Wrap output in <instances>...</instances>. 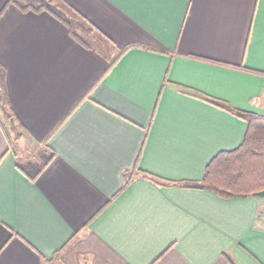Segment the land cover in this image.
<instances>
[{
  "label": "crops",
  "instance_id": "obj_1",
  "mask_svg": "<svg viewBox=\"0 0 264 264\" xmlns=\"http://www.w3.org/2000/svg\"><path fill=\"white\" fill-rule=\"evenodd\" d=\"M60 1L86 45L0 0L3 264H264V197L180 185L247 130L203 96L264 114V0Z\"/></svg>",
  "mask_w": 264,
  "mask_h": 264
},
{
  "label": "trees",
  "instance_id": "obj_2",
  "mask_svg": "<svg viewBox=\"0 0 264 264\" xmlns=\"http://www.w3.org/2000/svg\"><path fill=\"white\" fill-rule=\"evenodd\" d=\"M22 10L35 12L46 10L61 20L70 30L72 37L82 44L88 43L92 29L74 17L62 15L60 0L51 4L48 0H12ZM5 72L0 66V112L10 122L13 117L4 87ZM204 100L225 110L247 123V130L240 145L234 150L217 153L206 165L200 180L184 181L182 187L206 190L221 198L249 197L264 190V114L235 109L227 103L203 96ZM12 129V127L10 126ZM13 130V129H12ZM15 132V131H14ZM52 154L41 155L37 160L18 161L16 168L28 179L34 181L47 167ZM149 181L160 185H172L165 180L147 176ZM131 181V180H129ZM230 264H233L230 262Z\"/></svg>",
  "mask_w": 264,
  "mask_h": 264
},
{
  "label": "rangeland",
  "instance_id": "obj_3",
  "mask_svg": "<svg viewBox=\"0 0 264 264\" xmlns=\"http://www.w3.org/2000/svg\"><path fill=\"white\" fill-rule=\"evenodd\" d=\"M0 113H1V112H0ZM1 117H2V120H3L4 124H5V127L7 128V130H9V129H10V127H9V123L6 121V119H5V117H4L3 115H1ZM9 131H10V130H9ZM10 132H11V131H10ZM38 149H39V148H38ZM36 153H37L36 150H34V151L28 153V158L33 159V158L35 157V154H36Z\"/></svg>",
  "mask_w": 264,
  "mask_h": 264
},
{
  "label": "water",
  "instance_id": "obj_4",
  "mask_svg": "<svg viewBox=\"0 0 264 264\" xmlns=\"http://www.w3.org/2000/svg\"><path fill=\"white\" fill-rule=\"evenodd\" d=\"M10 124H11V126H12L13 128H16V126H15V124H14V120H13V118L10 119ZM255 196H257V197H264V190L261 191V192H257V193H255Z\"/></svg>",
  "mask_w": 264,
  "mask_h": 264
},
{
  "label": "snow or ice",
  "instance_id": "obj_5",
  "mask_svg": "<svg viewBox=\"0 0 264 264\" xmlns=\"http://www.w3.org/2000/svg\"><path fill=\"white\" fill-rule=\"evenodd\" d=\"M2 247H3V245L0 244V248H2ZM0 264H3L2 258H0Z\"/></svg>",
  "mask_w": 264,
  "mask_h": 264
}]
</instances>
